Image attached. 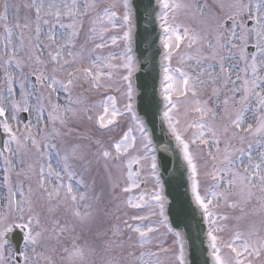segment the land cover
Here are the masks:
<instances>
[{
  "label": "snow or ice",
  "instance_id": "6c2138e0",
  "mask_svg": "<svg viewBox=\"0 0 264 264\" xmlns=\"http://www.w3.org/2000/svg\"><path fill=\"white\" fill-rule=\"evenodd\" d=\"M0 264H264V0H0Z\"/></svg>",
  "mask_w": 264,
  "mask_h": 264
},
{
  "label": "water",
  "instance_id": "95a60500",
  "mask_svg": "<svg viewBox=\"0 0 264 264\" xmlns=\"http://www.w3.org/2000/svg\"><path fill=\"white\" fill-rule=\"evenodd\" d=\"M135 2L137 4H140L143 2V0H135ZM173 196L176 200L177 205H179L181 203V200H182V189L176 188L175 192L173 193ZM170 198H172V197H170Z\"/></svg>",
  "mask_w": 264,
  "mask_h": 264
}]
</instances>
